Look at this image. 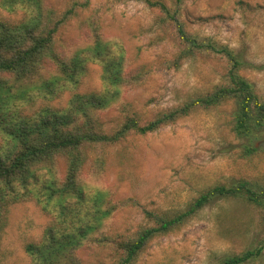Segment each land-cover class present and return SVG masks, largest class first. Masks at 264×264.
I'll use <instances>...</instances> for the list:
<instances>
[{
    "label": "rangeland",
    "instance_id": "1",
    "mask_svg": "<svg viewBox=\"0 0 264 264\" xmlns=\"http://www.w3.org/2000/svg\"><path fill=\"white\" fill-rule=\"evenodd\" d=\"M89 1L57 35L63 56L92 45L86 22L96 16L105 41L119 42L125 49L126 73L145 71L147 79L128 83L120 97L96 111L103 129L114 131L126 118L147 124L158 114L207 95L223 83L219 60L198 57L175 67L180 53L173 31L160 21L161 13L138 0H44L45 6L61 14L74 2ZM170 9L180 8L187 30L230 46L245 63L241 74L264 100V0H153ZM180 1V2H178ZM23 11V10H22ZM0 8V18L21 19ZM49 74V72H46ZM102 66L89 65L78 93L101 92ZM72 94L57 101L65 107ZM235 105L227 101L216 108L197 109L176 123L147 135H129L114 146L97 147L81 174L85 189L95 195L105 191L118 205L106 232L132 236L149 225L142 209L179 212L203 193L217 186L248 181L264 189V138L253 141L233 131ZM254 148L256 153H252ZM66 163L57 165L64 178ZM51 217L34 202L15 205L8 226L0 234V264H29L25 252L37 242ZM251 249L262 255L247 264H264L262 210L240 199L215 200L178 232L160 237L135 264H223L227 257ZM84 264H116L109 248L89 244L78 252Z\"/></svg>",
    "mask_w": 264,
    "mask_h": 264
},
{
    "label": "trees",
    "instance_id": "2",
    "mask_svg": "<svg viewBox=\"0 0 264 264\" xmlns=\"http://www.w3.org/2000/svg\"><path fill=\"white\" fill-rule=\"evenodd\" d=\"M138 1L157 9L161 24L173 31L180 48L175 67L206 57L219 60L225 75L213 92L164 111L147 124L128 117L114 131L106 132L96 111L115 102L128 83H143L147 74L144 70L126 73L124 47L103 39L96 16L86 22L92 45L69 57L60 53L58 33L90 2H74L57 14L44 0H0V8L11 15L23 10L21 19L0 18V234L8 226L11 208L18 204L34 202L51 217L40 240L25 248L29 264H84L78 252L89 244L109 248L118 257L116 264H135L154 240L178 232L215 200L240 199L261 209L264 226V189L239 181L209 189L179 212L150 211L134 203L149 225L132 236L106 232V222L121 204L107 200L105 191L92 195L81 180L89 154L97 147L117 145L132 134L154 133L197 109L216 108L227 101L235 105V135L250 141L264 138V100L241 74L245 63L237 53L212 38L190 33L180 8ZM93 63L102 66L104 89L78 93ZM67 92L72 97L61 107L56 102ZM61 159L66 163L64 178L57 177ZM261 255L262 250L251 249L223 259V264H247Z\"/></svg>",
    "mask_w": 264,
    "mask_h": 264
}]
</instances>
